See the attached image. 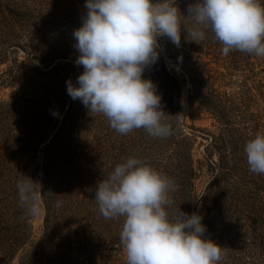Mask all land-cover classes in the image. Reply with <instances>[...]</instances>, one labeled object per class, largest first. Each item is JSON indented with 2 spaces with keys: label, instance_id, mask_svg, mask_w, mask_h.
I'll list each match as a JSON object with an SVG mask.
<instances>
[{
  "label": "trees",
  "instance_id": "trees-1",
  "mask_svg": "<svg viewBox=\"0 0 264 264\" xmlns=\"http://www.w3.org/2000/svg\"><path fill=\"white\" fill-rule=\"evenodd\" d=\"M196 2L177 0L176 4L185 9L184 16H187L188 5ZM39 11L37 7L22 5L20 0H0V64L11 60L15 65L20 52L44 64L79 53L74 47L77 41L49 42L46 36H41L44 27L38 18ZM186 18L189 26L197 27L192 18ZM205 33L203 49L208 48L219 59L222 44L210 30ZM188 49L193 53L192 48ZM196 53L192 58L199 59L201 52ZM169 57L174 60L170 53ZM247 57L253 60L249 62L251 68H247V75L234 92L221 87L232 83L236 72L213 70L205 62L200 68H191L190 62L188 68L184 61L178 60L189 77V98L201 103L217 124L218 131L208 149L218 159H209L206 163L214 173L201 196L199 215L206 227L204 238L225 248L219 264H247L243 261L246 239L259 244L260 264H264V174L250 171L245 153L246 143L257 133L264 134V112L251 111L256 97L264 100V77L256 80L264 68L254 71L256 61L264 65V57L252 54ZM57 62L58 67L48 70H60L64 64ZM8 70L9 85H17L19 90L12 99L0 102V264H83L84 261L77 259L88 257L90 187L94 179L98 183L103 175L108 178L118 165L120 153L118 148L108 152L103 142L108 134L118 144L121 134L110 127L103 114L90 112L79 99L73 100L68 95L66 82L75 78L72 72L57 75L53 71L50 76L42 72V78H37L36 73L26 81L15 76L20 69L13 66ZM170 78L173 85L167 90L162 107L168 115L166 123L171 127V135L153 137L151 148L144 149L146 154L147 151L157 156L163 153L167 158L172 156L178 160L186 180L185 197L189 199L197 173L191 142L179 129L180 88ZM153 83L160 92L162 82L158 76ZM73 85L78 87L77 83ZM60 110L62 117L53 115ZM44 135L48 137L41 141ZM93 142H97L99 155L111 157L108 168L102 169L95 159L89 163V147ZM39 143H43L40 149ZM29 158L34 161L25 163ZM24 175L41 185L34 188L44 209L43 226L38 235L32 230L33 216L20 202L17 184L24 180ZM190 211L187 206V213ZM109 220L113 227L107 239L111 259L126 264L118 258L124 249L120 240L122 229L115 218Z\"/></svg>",
  "mask_w": 264,
  "mask_h": 264
},
{
  "label": "clouds",
  "instance_id": "clouds-1",
  "mask_svg": "<svg viewBox=\"0 0 264 264\" xmlns=\"http://www.w3.org/2000/svg\"><path fill=\"white\" fill-rule=\"evenodd\" d=\"M82 26L73 32L83 67L77 86L71 79L67 93L90 112L103 114L121 135L145 129L153 137L171 135L162 96L145 70L161 54L158 39L167 37L177 47L186 31L198 43L205 30L222 44V54L240 51L264 57V4L261 0H197L187 16L197 27L181 23L176 0H86ZM184 16V15H183ZM199 44V43H198ZM57 115V113H53ZM251 172L264 174V134L245 145ZM20 202L29 215L41 213L34 188L41 185L24 175L17 184ZM172 178L137 158L117 165L98 182L95 201L105 219L124 218L120 233L126 264H219L225 248L205 239L206 227L198 213L181 208L170 216ZM59 206V205H58Z\"/></svg>",
  "mask_w": 264,
  "mask_h": 264
},
{
  "label": "rangeland",
  "instance_id": "rangeland-1",
  "mask_svg": "<svg viewBox=\"0 0 264 264\" xmlns=\"http://www.w3.org/2000/svg\"><path fill=\"white\" fill-rule=\"evenodd\" d=\"M177 1V0H176ZM22 5L28 7H37L40 9L38 18L40 23L43 24V31L41 36H46L47 40H53V42H76L73 32L79 29L82 26L83 18L86 15L87 9L84 7L86 0H20ZM180 12L184 15V8H179ZM181 15V23L188 26L190 29L193 26L187 24L186 16ZM187 32H181V44L179 47L174 45L167 37H161L158 39V43L161 46V54L158 62L145 70L144 78L145 79H155L156 76L161 80L162 89L158 92L162 96L161 104L166 102V92L172 87L173 77L177 82V86L180 88V105L181 112L179 117V129L183 135L191 142V153L194 160L195 172L197 176L194 179V190L192 197L187 199L185 197L184 186L186 180L184 179L183 170L180 166L178 160L170 156V158L162 155L157 156L153 154L152 151H147L145 147L151 148L153 136L149 135L147 131L143 128L137 129L133 134L120 135L118 136L119 143L114 142V136L107 134L104 140V147L107 148L108 152H113L115 148L120 150L119 158L117 159V164H122L127 161L129 158H137L142 163L151 166L156 169L158 172L166 175L169 178H172L174 183L178 186L177 190L170 193L173 204L168 206L167 211L170 216L177 212L180 208L182 211L187 213V206L190 207V213H198L202 208V199L201 196L205 189V186L211 180V174L214 172L209 169L206 164L207 161L213 160L217 161V154L210 152L208 149L209 143L211 142L212 136L215 135L218 131L217 124L211 115L206 111L204 106L199 103L197 100L190 99V81L187 73L179 64L178 60L185 62L186 66L189 68V63L191 68H200L204 67L202 63H208V67L213 70L229 71L236 72L234 73V78L232 83L221 87V89H226L227 91H237L240 82L247 75V68L249 62L253 60L248 59V54L241 52V55L238 56V51H230L228 55L221 54L219 59L216 56L211 54V51L208 48L203 49L202 41L198 43L193 41V38L189 35L187 37ZM74 44V43H73ZM168 47V49H167ZM192 48L193 53L188 49ZM199 51V59L192 58L196 56V52ZM169 53L174 57V60L169 57ZM80 54L71 53L69 58H59L54 62L49 64H44L38 61L36 58L29 54H23L20 52L17 55L18 60L14 65L11 60L3 62L0 64V73L4 72L0 76V102H5L12 99L16 96L19 88L17 85H9V74L7 69L15 66L20 69V71L15 72V76H20L21 79L27 81V79L37 73L39 77L42 75V72L46 73L47 76L57 73L61 74L65 71L72 72L73 77L71 81L76 84L77 78L80 74L83 73V67L77 66L75 61ZM225 59V60H222ZM62 61L63 67L56 72L52 69L48 70L55 66L58 67V62ZM264 68V65L255 62L254 71L257 72L259 69ZM54 71V73H53ZM261 77H264V73L257 75L256 80H259ZM254 94L255 91H252ZM252 112L259 111L261 114L264 112V100L260 96L256 97L255 102L251 103ZM65 109L67 108L62 105ZM64 109V110H65ZM62 110H60L57 116L62 117ZM264 122V117H263ZM49 135V134H48ZM48 136L44 135L42 140H45ZM109 137L112 139L109 141ZM42 144H38V149L41 148ZM207 147V149H206ZM100 150L97 149V142H93L89 147V163L95 159L98 161V164L101 165L102 169L105 167L108 168L111 162V157H106V154L99 155ZM166 150H161L160 152H165ZM209 152L211 154H209ZM208 153V155L206 154ZM110 155V154H109ZM39 156V155H38ZM207 159V160H205ZM34 161L30 158L25 160V163H31ZM36 162L39 161L35 160ZM88 163V164H89ZM209 169V170H208ZM105 179V175L102 176V180ZM95 179L91 184L89 191V227H88V236H89V250L87 259L78 258L77 261H84L83 264H120L117 261H112L110 252V244L107 241L108 234L112 231L113 227L110 226V220L105 219L99 212L98 203L95 201V191L97 188ZM39 205L41 208V213L37 217H33L31 220V226L33 232L38 235L43 226L44 218V209L42 202L39 200ZM115 221L120 229H122L124 224V218L119 217L115 218ZM247 246L244 254L243 261L247 264H260V246L259 244H252L248 239H246ZM119 261H126V253L123 250L119 252ZM74 261V259H73ZM227 261V260H226ZM124 263V262H123Z\"/></svg>",
  "mask_w": 264,
  "mask_h": 264
}]
</instances>
